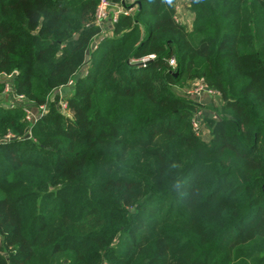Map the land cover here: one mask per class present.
<instances>
[{
	"label": "trees",
	"instance_id": "trees-1",
	"mask_svg": "<svg viewBox=\"0 0 264 264\" xmlns=\"http://www.w3.org/2000/svg\"><path fill=\"white\" fill-rule=\"evenodd\" d=\"M136 1L0 0V264H264V0Z\"/></svg>",
	"mask_w": 264,
	"mask_h": 264
},
{
	"label": "rangeland",
	"instance_id": "rangeland-1",
	"mask_svg": "<svg viewBox=\"0 0 264 264\" xmlns=\"http://www.w3.org/2000/svg\"><path fill=\"white\" fill-rule=\"evenodd\" d=\"M184 1L185 0H176L175 9L178 11V15L176 16V18L177 19L180 18L183 25H186L189 28H191V26H190V21H191L190 15L187 14ZM197 89H198V84L193 83L192 85H188L182 89H180V88L177 89L178 91L176 90V92L181 97L189 98L192 101H194L196 104L199 105V110L195 115H200V117H202V118H204V117L205 118H209V117L211 118L212 117L211 111L213 109V106L216 104L218 98L216 96L207 95L204 92L198 93V91H196ZM70 90H71V88H63L60 90V92L58 94L62 97L67 96V94L70 92ZM8 104L9 105H16L17 102L16 101H14V102L10 101V103H7L6 105H8ZM22 104L24 105L25 103H22ZM64 106H65V102L64 103H61V102L57 103V107L60 108L61 112L63 111L61 107L64 108ZM43 108L45 109L46 107L44 106ZM29 109H28V114H29L28 116L31 119H33V121L40 119L41 114L44 112V110H43L42 112H40V114H38V116L35 115L32 117V115H34V113H36V111L33 112L31 109L30 110ZM207 110H209L210 112H208ZM197 126H198V128H197L198 131L196 132V134L200 135V137L204 141L207 142L209 140V131H208L207 126L205 125L204 122H202V123L197 122Z\"/></svg>",
	"mask_w": 264,
	"mask_h": 264
},
{
	"label": "built area",
	"instance_id": "built-area-1",
	"mask_svg": "<svg viewBox=\"0 0 264 264\" xmlns=\"http://www.w3.org/2000/svg\"><path fill=\"white\" fill-rule=\"evenodd\" d=\"M136 0H131V2L129 3L130 4V7L128 8V9H125V7H124V5L125 4H127V0H121V3H120V5H112L108 0H99V2H98V6H97V8H96V11H95V23L97 24V25H100V26H103V25H107V24H109L110 25V23H112V22H115L116 21V19H117V17L119 16V15H125V16H129V15H131V13L134 11V9H135V7H134V2H135ZM113 10V12H111ZM178 15V14H177ZM175 19H176V21L177 22H179V23H182V21H181V19L179 18V19H177L176 17H175ZM152 58V57H151ZM169 65L171 66V67H173L174 68V66H175V61L174 60H170L169 61ZM6 79H8V77H6ZM71 84V83H70ZM9 86L6 84L5 85V89H4V93H7L8 91H9ZM196 91H198V93L199 92H204L205 94H207V95H210V96H215V93L214 92H212V91H209V90H207V89H205L204 87H203V85L202 84H198V89L196 90ZM11 101V100H10ZM14 101H16L17 102V104L16 105H18V104H22V103H25V111H26V114H27V116H26V118H27V120L29 121V122H33V119H31L28 115V109L30 108V106L24 101V99L21 97V96H18V97H16V98H14V99H12V101L11 102H14ZM61 103H64V102H61ZM44 106H42V107H40L39 108V114H40V112H42L43 110H44V112L41 114V116L45 113V111H46V108L44 109L43 108ZM62 108V110L64 111L65 109H66V104H65V106H64V108L63 107H61ZM30 110V109H29ZM62 111V112H63ZM32 117H33V115H32ZM201 118L202 117H200V115H196L195 116V118H194V120H193V128H194V130L197 132L198 130H197V128H198V126H197V122L198 123H201L200 122V120H201Z\"/></svg>",
	"mask_w": 264,
	"mask_h": 264
},
{
	"label": "crops",
	"instance_id": "crops-1",
	"mask_svg": "<svg viewBox=\"0 0 264 264\" xmlns=\"http://www.w3.org/2000/svg\"><path fill=\"white\" fill-rule=\"evenodd\" d=\"M113 12V10L111 11ZM193 83H197V82H190L188 85H192ZM206 101V100H205ZM208 112H210L209 110H207ZM207 117V116H206ZM210 118V117H209ZM203 140V139H202ZM204 141V140H203ZM206 142V141H205Z\"/></svg>",
	"mask_w": 264,
	"mask_h": 264
},
{
	"label": "water",
	"instance_id": "water-1",
	"mask_svg": "<svg viewBox=\"0 0 264 264\" xmlns=\"http://www.w3.org/2000/svg\"><path fill=\"white\" fill-rule=\"evenodd\" d=\"M133 5H134V6H135V5L139 6V3H138L137 1H135Z\"/></svg>",
	"mask_w": 264,
	"mask_h": 264
},
{
	"label": "snow or ice",
	"instance_id": "snow-or-ice-1",
	"mask_svg": "<svg viewBox=\"0 0 264 264\" xmlns=\"http://www.w3.org/2000/svg\"><path fill=\"white\" fill-rule=\"evenodd\" d=\"M169 2H171V0H169Z\"/></svg>",
	"mask_w": 264,
	"mask_h": 264
}]
</instances>
